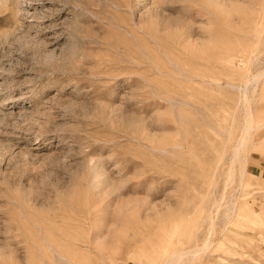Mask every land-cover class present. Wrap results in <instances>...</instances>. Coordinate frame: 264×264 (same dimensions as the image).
Returning <instances> with one entry per match:
<instances>
[{
    "label": "rangeland",
    "instance_id": "374dc122",
    "mask_svg": "<svg viewBox=\"0 0 264 264\" xmlns=\"http://www.w3.org/2000/svg\"><path fill=\"white\" fill-rule=\"evenodd\" d=\"M0 264H264V0H0Z\"/></svg>",
    "mask_w": 264,
    "mask_h": 264
}]
</instances>
